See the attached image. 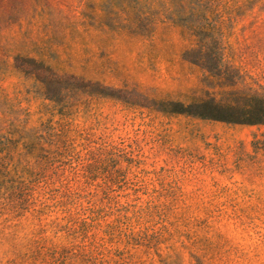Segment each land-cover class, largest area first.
Returning <instances> with one entry per match:
<instances>
[{
	"label": "rangeland",
	"instance_id": "1",
	"mask_svg": "<svg viewBox=\"0 0 264 264\" xmlns=\"http://www.w3.org/2000/svg\"><path fill=\"white\" fill-rule=\"evenodd\" d=\"M0 264H264V0H0Z\"/></svg>",
	"mask_w": 264,
	"mask_h": 264
}]
</instances>
